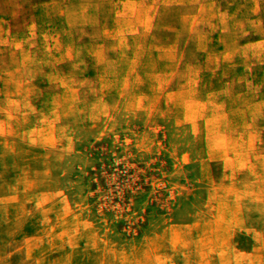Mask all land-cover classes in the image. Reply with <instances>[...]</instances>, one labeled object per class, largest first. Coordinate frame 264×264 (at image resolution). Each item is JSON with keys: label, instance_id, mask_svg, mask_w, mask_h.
I'll return each mask as SVG.
<instances>
[{"label": "rangeland", "instance_id": "rangeland-1", "mask_svg": "<svg viewBox=\"0 0 264 264\" xmlns=\"http://www.w3.org/2000/svg\"><path fill=\"white\" fill-rule=\"evenodd\" d=\"M91 2L0 0V264H146L161 246L127 252L101 231L103 210L179 199L171 155L264 126V0H94L108 17L96 19ZM137 6L169 39L146 33ZM107 58L113 70L101 77ZM37 148L55 157L57 176L68 164L95 184L79 190L85 204L63 240L16 195ZM189 206L213 212L202 241L216 250L210 264H264V247L243 240L218 203Z\"/></svg>", "mask_w": 264, "mask_h": 264}, {"label": "clouds", "instance_id": "clouds-1", "mask_svg": "<svg viewBox=\"0 0 264 264\" xmlns=\"http://www.w3.org/2000/svg\"><path fill=\"white\" fill-rule=\"evenodd\" d=\"M86 11L92 19L108 18L94 0ZM132 14L150 37L169 39L167 24L153 20L139 6ZM103 65L101 77L113 70L110 58L104 59ZM170 161L169 183L181 190V197L143 207L114 202L98 221L102 232L110 231L115 238L125 240L129 253L137 248L151 253L159 244L163 253L151 256L146 264H210L209 257L216 250L202 241L215 230L213 212L189 206L191 197L203 196L219 204V208L211 206L213 210L223 209L231 216L243 240L264 247V126L233 128L214 147L173 154ZM54 162L55 157L46 150H33L28 166L17 174L15 188L19 203L31 213L32 223L46 228L53 239L63 240L77 222V210L85 204L79 190L84 186L92 190L95 184L86 172L77 174L68 164L57 176L51 167Z\"/></svg>", "mask_w": 264, "mask_h": 264}]
</instances>
